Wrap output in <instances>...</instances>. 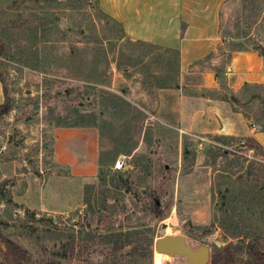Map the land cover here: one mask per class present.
<instances>
[{"label": "rangeland", "instance_id": "rangeland-1", "mask_svg": "<svg viewBox=\"0 0 264 264\" xmlns=\"http://www.w3.org/2000/svg\"><path fill=\"white\" fill-rule=\"evenodd\" d=\"M219 34L220 50L264 52V0H225ZM167 57L125 40L101 0H0V104L11 103L0 118V221L31 264H111L140 235L152 244L141 264H156L154 241L165 235L211 254L264 231V154L200 147L157 121L176 96L174 78L156 98ZM81 128L98 131L99 166L77 176L54 161L53 145L57 130ZM125 232L134 242L114 254L110 236Z\"/></svg>", "mask_w": 264, "mask_h": 264}, {"label": "crops", "instance_id": "crops-1", "mask_svg": "<svg viewBox=\"0 0 264 264\" xmlns=\"http://www.w3.org/2000/svg\"><path fill=\"white\" fill-rule=\"evenodd\" d=\"M224 1L101 3L110 19L119 22L125 40L146 44L168 56L157 63L163 74L153 76L157 80L156 98L160 99L162 89L170 88L174 78L176 96L163 106L169 121L161 122L157 117L159 123L194 139L200 147L229 149L253 139L264 152V97L262 102L258 98V91L264 93V61L254 51L220 50L219 13ZM74 138L78 143L71 140ZM69 144L86 148L92 160H80L66 148ZM53 146L54 161L68 163L77 176L94 172L99 166L95 128L57 130Z\"/></svg>", "mask_w": 264, "mask_h": 264}, {"label": "trees", "instance_id": "trees-1", "mask_svg": "<svg viewBox=\"0 0 264 264\" xmlns=\"http://www.w3.org/2000/svg\"><path fill=\"white\" fill-rule=\"evenodd\" d=\"M231 51H241L233 49ZM245 51V50H244ZM264 61V52L258 53ZM11 110V103L8 98L0 104V118L7 115ZM244 151H254L257 154L263 155L264 152L261 146L253 139H246L241 145ZM127 170L124 171L126 173ZM153 208L158 209L156 200L151 203ZM30 218L34 220L33 213L26 212ZM162 219V216H158ZM47 222L53 225L52 219ZM8 224L0 221V258L3 264H31V258L27 251L13 242L7 235L4 234ZM137 235L138 232H136ZM134 233L125 232L123 234H115L110 236V243L113 244L111 251L115 254L128 247L133 243ZM144 235L136 238L137 245L132 246L131 250L123 256H113L111 264H141L143 260L150 261L152 255V244L144 242ZM66 250H63L61 258L66 259ZM111 259V258H110ZM209 264H264V231H256L248 240L239 239L236 244H226L221 248H216L210 255Z\"/></svg>", "mask_w": 264, "mask_h": 264}, {"label": "water", "instance_id": "water-1", "mask_svg": "<svg viewBox=\"0 0 264 264\" xmlns=\"http://www.w3.org/2000/svg\"><path fill=\"white\" fill-rule=\"evenodd\" d=\"M153 249L157 253L165 254L170 258L175 256L185 259L186 264H209L210 254L206 246H199L196 250L186 244L183 236H169L157 238Z\"/></svg>", "mask_w": 264, "mask_h": 264}, {"label": "bare ground", "instance_id": "bare-ground-1", "mask_svg": "<svg viewBox=\"0 0 264 264\" xmlns=\"http://www.w3.org/2000/svg\"><path fill=\"white\" fill-rule=\"evenodd\" d=\"M167 258V256L165 255V254H161V253H155V259H156V264H161L160 263V261L162 260V259H166Z\"/></svg>", "mask_w": 264, "mask_h": 264}, {"label": "built area", "instance_id": "built-area-1", "mask_svg": "<svg viewBox=\"0 0 264 264\" xmlns=\"http://www.w3.org/2000/svg\"><path fill=\"white\" fill-rule=\"evenodd\" d=\"M123 166H124L123 162L116 161L115 164H114V166H113V169L114 170H121V169H123Z\"/></svg>", "mask_w": 264, "mask_h": 264}, {"label": "flooded vegetation", "instance_id": "flooded-vegetation-1", "mask_svg": "<svg viewBox=\"0 0 264 264\" xmlns=\"http://www.w3.org/2000/svg\"><path fill=\"white\" fill-rule=\"evenodd\" d=\"M211 255V254H210Z\"/></svg>", "mask_w": 264, "mask_h": 264}]
</instances>
